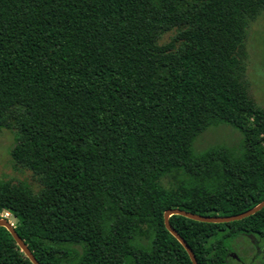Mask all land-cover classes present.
I'll use <instances>...</instances> for the list:
<instances>
[{
  "label": "trees",
  "instance_id": "trees-1",
  "mask_svg": "<svg viewBox=\"0 0 264 264\" xmlns=\"http://www.w3.org/2000/svg\"><path fill=\"white\" fill-rule=\"evenodd\" d=\"M262 9L0 0V131L35 184L0 180V218L39 264H191L166 210L228 217L264 200V108L243 80L247 29ZM219 124L242 143L195 152ZM168 222L197 264H228L238 237L264 244V207L228 223ZM0 264H32L3 227Z\"/></svg>",
  "mask_w": 264,
  "mask_h": 264
},
{
  "label": "rangeland",
  "instance_id": "rangeland-1",
  "mask_svg": "<svg viewBox=\"0 0 264 264\" xmlns=\"http://www.w3.org/2000/svg\"><path fill=\"white\" fill-rule=\"evenodd\" d=\"M169 35L164 36L163 42L168 41ZM247 53L246 68L243 80L247 85L249 97L254 103L264 108V9L249 23L245 40ZM242 143L241 133L227 125L219 124L208 127L193 143L195 152L214 146L234 150ZM13 145L12 135L0 131V180L12 183L25 182L35 187L28 171H22L14 166L8 151ZM12 227L15 222L4 214ZM228 264H263L264 244L258 239L238 237L231 241Z\"/></svg>",
  "mask_w": 264,
  "mask_h": 264
},
{
  "label": "water",
  "instance_id": "water-1",
  "mask_svg": "<svg viewBox=\"0 0 264 264\" xmlns=\"http://www.w3.org/2000/svg\"><path fill=\"white\" fill-rule=\"evenodd\" d=\"M264 207V200L258 203L255 207L237 214L233 216H228V217H209V216H202V215H197L193 214L190 212H186L183 210L179 209H169L166 210L163 214V223L165 226V229L181 244L183 249L186 251L191 264H197V261L195 259V256L192 252V250L189 248V246L186 244V242L177 234V232L170 226L168 222V218L172 215H179L182 217H185L187 219H191L193 221H198V222H203V223H228V222H233V221H239L241 219H244L246 217H249L259 210H261ZM0 227H3L6 229V231L10 234L12 237L13 241L19 248V250L25 255V257L32 263V264H39L36 259L33 257L32 253L29 251L27 246L24 244L23 240L16 234L14 227L11 226L9 221L6 218H0Z\"/></svg>",
  "mask_w": 264,
  "mask_h": 264
}]
</instances>
